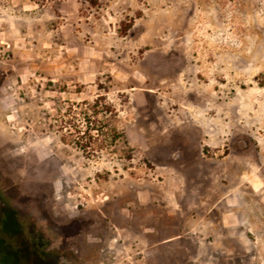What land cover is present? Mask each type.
I'll list each match as a JSON object with an SVG mask.
<instances>
[{
	"label": "rangeland",
	"instance_id": "1",
	"mask_svg": "<svg viewBox=\"0 0 264 264\" xmlns=\"http://www.w3.org/2000/svg\"><path fill=\"white\" fill-rule=\"evenodd\" d=\"M98 2L0 0V264H264V0Z\"/></svg>",
	"mask_w": 264,
	"mask_h": 264
},
{
	"label": "trees",
	"instance_id": "2",
	"mask_svg": "<svg viewBox=\"0 0 264 264\" xmlns=\"http://www.w3.org/2000/svg\"><path fill=\"white\" fill-rule=\"evenodd\" d=\"M83 1L88 3L90 6H97L99 4L98 0H83ZM97 102H98V100H96V103ZM105 107H106L107 111H110V108L108 106H105ZM95 108L96 107L94 104V105L90 106V108H88V109L91 110V112L93 114H96L97 112H96ZM84 115H85V122H86V128H85V131L83 132V135L85 136L84 137L85 142L77 141L76 144L78 145V147H80L82 150H84L86 152V151H88L89 148H92L94 145L95 138H94L93 132L94 131L99 132V130L102 132V130H101L102 127L98 128L96 122L92 121L93 116H90L89 112H85ZM74 127H75V131L77 133H80V130L76 124H74ZM105 128L111 134V136H110L111 138H109V139H111V142H116L117 138L119 137V134H118L116 128L110 127V125H108V123L106 124ZM1 222L7 224L8 218L1 219ZM9 228L11 229L10 233L13 235L14 234L13 231H16V230L18 231V229L20 228V224H18V222L15 221L14 223H12L10 225ZM2 250H3V247L0 246V252ZM18 254L20 255V259L22 260L23 264H41V257L36 251H34L32 253V252H29L25 249L23 251H20ZM33 254L36 255V257H38V258H36L37 260L33 261V259H35Z\"/></svg>",
	"mask_w": 264,
	"mask_h": 264
}]
</instances>
